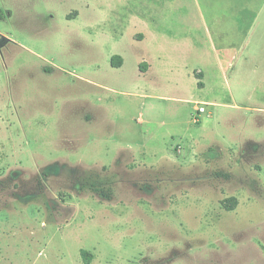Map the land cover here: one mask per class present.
Masks as SVG:
<instances>
[{"label":"rangeland","instance_id":"1","mask_svg":"<svg viewBox=\"0 0 264 264\" xmlns=\"http://www.w3.org/2000/svg\"><path fill=\"white\" fill-rule=\"evenodd\" d=\"M87 260L264 264V0H0V264Z\"/></svg>","mask_w":264,"mask_h":264},{"label":"trees","instance_id":"2","mask_svg":"<svg viewBox=\"0 0 264 264\" xmlns=\"http://www.w3.org/2000/svg\"><path fill=\"white\" fill-rule=\"evenodd\" d=\"M112 65L115 68H120L123 65V58L120 56H114L112 59ZM141 66H142L141 68H143V69H144V67H146L145 64H142ZM197 75H198L197 76L198 78L202 79L201 74H197ZM198 84H199V86L204 87L203 82L200 81ZM226 208H228L229 210H232L234 207L226 205ZM86 263L89 264L90 261L88 262V260H87Z\"/></svg>","mask_w":264,"mask_h":264},{"label":"built area","instance_id":"3","mask_svg":"<svg viewBox=\"0 0 264 264\" xmlns=\"http://www.w3.org/2000/svg\"><path fill=\"white\" fill-rule=\"evenodd\" d=\"M199 114H204L206 112V109L205 108H199Z\"/></svg>","mask_w":264,"mask_h":264},{"label":"crops","instance_id":"4","mask_svg":"<svg viewBox=\"0 0 264 264\" xmlns=\"http://www.w3.org/2000/svg\"><path fill=\"white\" fill-rule=\"evenodd\" d=\"M198 74H201V76L203 77V74H202V73H198ZM197 76H198V75H197ZM202 77H201V78H202ZM203 84H204V83H203Z\"/></svg>","mask_w":264,"mask_h":264}]
</instances>
